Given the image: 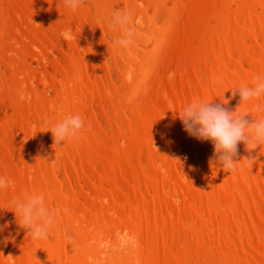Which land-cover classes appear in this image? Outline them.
I'll list each match as a JSON object with an SVG mask.
<instances>
[{
  "label": "bare ground",
  "instance_id": "6f19581e",
  "mask_svg": "<svg viewBox=\"0 0 264 264\" xmlns=\"http://www.w3.org/2000/svg\"><path fill=\"white\" fill-rule=\"evenodd\" d=\"M113 9L131 14L127 48L114 44ZM252 9L0 0V176L13 182L0 192V264H264V146L241 143L237 159L256 162L225 173L179 118L196 97L264 118L253 111L264 100L239 106L231 92L264 74V8ZM67 29L75 39L61 37ZM67 114L82 117L83 135L53 146L45 131ZM25 191L45 194L57 215L48 240L16 222L10 201Z\"/></svg>",
  "mask_w": 264,
  "mask_h": 264
},
{
  "label": "clouds",
  "instance_id": "9594fccd",
  "mask_svg": "<svg viewBox=\"0 0 264 264\" xmlns=\"http://www.w3.org/2000/svg\"><path fill=\"white\" fill-rule=\"evenodd\" d=\"M63 2L73 12L85 4V0H63ZM107 24L112 31L121 34L114 40L116 46L127 48L133 44L134 28L130 13L123 9H113ZM61 37L65 41L75 39L72 29L62 31ZM231 92L233 96L239 95V106L264 100V74L256 75L250 85H241ZM19 98L24 102H31L32 99L26 92H21ZM225 101L226 103H208L196 97L183 107L179 118L190 137L212 143L214 151L209 164L215 165L225 173H232L242 161H247L249 166H253L256 162V158L252 156L237 159L238 146L243 143L249 153L264 146V118L249 119L250 116L247 113L237 112L238 107L235 110H229L224 106L228 104V101ZM253 111L264 112V102L254 103ZM47 123L48 121L45 120L44 125L47 126ZM33 127L36 125L33 124ZM84 129L85 123L80 115L67 114L45 132H51L53 146H63L66 141L81 139ZM121 144L123 146L124 142L122 141ZM155 149L158 151L156 147ZM12 183L7 177L0 176V192H6ZM10 205L16 222L26 230V236L34 241L48 240L50 231L58 227L57 215L48 206L43 193L25 191L14 197ZM2 230L3 228L0 227V231ZM68 239L72 240L71 237Z\"/></svg>",
  "mask_w": 264,
  "mask_h": 264
},
{
  "label": "rangeland",
  "instance_id": "374dc122",
  "mask_svg": "<svg viewBox=\"0 0 264 264\" xmlns=\"http://www.w3.org/2000/svg\"><path fill=\"white\" fill-rule=\"evenodd\" d=\"M94 3V0L93 1H91V0H85V4L86 5H89V6H92V4ZM252 6H253V8L255 9V10H261L262 8H264V0H256V2H255V0H252ZM93 7H94V5H93ZM254 9H252L253 11H255ZM201 45V43H199V46ZM198 52V53H197ZM200 52H201V46L199 47V49H195L194 51H193V57H195V59L196 58H199L200 57ZM191 63H194V65L196 66V68H197V66L199 67V65H198V62L196 61V62H194V60L193 59H191ZM197 71V70H196ZM195 71V73H196V75L198 74L197 72ZM24 235H25V237L27 238V236H26V232L24 233Z\"/></svg>",
  "mask_w": 264,
  "mask_h": 264
}]
</instances>
